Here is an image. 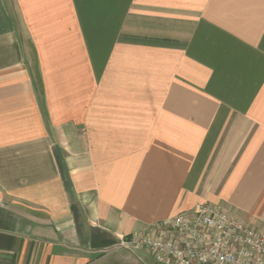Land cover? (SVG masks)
<instances>
[{"label":"crops","instance_id":"crops-1","mask_svg":"<svg viewBox=\"0 0 264 264\" xmlns=\"http://www.w3.org/2000/svg\"><path fill=\"white\" fill-rule=\"evenodd\" d=\"M203 202L264 227V0H0V264Z\"/></svg>","mask_w":264,"mask_h":264},{"label":"built area","instance_id":"built-area-1","mask_svg":"<svg viewBox=\"0 0 264 264\" xmlns=\"http://www.w3.org/2000/svg\"><path fill=\"white\" fill-rule=\"evenodd\" d=\"M157 264H264V227H254L221 207L200 203L125 238Z\"/></svg>","mask_w":264,"mask_h":264},{"label":"rangeland","instance_id":"rangeland-1","mask_svg":"<svg viewBox=\"0 0 264 264\" xmlns=\"http://www.w3.org/2000/svg\"><path fill=\"white\" fill-rule=\"evenodd\" d=\"M134 234V233H133ZM123 251H113L110 253V255L106 258L105 261L111 262L110 264H117L119 261L122 264H155L153 259L150 257L148 253L141 249H128L123 253L122 260L117 261V259L120 257V254ZM121 258V257H120ZM127 261H123V260Z\"/></svg>","mask_w":264,"mask_h":264},{"label":"trees","instance_id":"trees-1","mask_svg":"<svg viewBox=\"0 0 264 264\" xmlns=\"http://www.w3.org/2000/svg\"><path fill=\"white\" fill-rule=\"evenodd\" d=\"M155 264H157V263H155Z\"/></svg>","mask_w":264,"mask_h":264}]
</instances>
